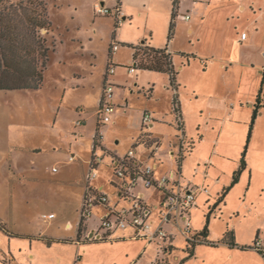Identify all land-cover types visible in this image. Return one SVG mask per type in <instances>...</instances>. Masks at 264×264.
<instances>
[{
    "label": "crops",
    "instance_id": "crops-1",
    "mask_svg": "<svg viewBox=\"0 0 264 264\" xmlns=\"http://www.w3.org/2000/svg\"><path fill=\"white\" fill-rule=\"evenodd\" d=\"M44 1L46 2V0ZM84 1L72 0V12L76 14L75 17L77 18L82 16L80 12L83 11ZM89 2H91L90 6L94 9V12H96L95 6L98 2L110 8L120 6L124 16V22L117 26L114 16L99 15L105 18L111 17L114 23V27L107 34L109 42L106 55L107 63L110 59L113 43H119V48L114 52L117 68L112 75L115 82L113 100L117 108L110 123L116 124L117 118L121 115H129L131 98L129 95H133L136 91L139 94L142 92L147 101V106L141 113L138 128L133 130L134 134L131 136V144L133 143V146L140 142L143 113L145 111L151 112L154 121L149 128L150 139L159 142V149L154 153V157L149 160L146 153L147 145L142 142L137 145V153L145 162L156 161L158 163L157 176L169 173L175 170L176 167L165 170L161 166L167 160L177 163V160L171 156L172 152L178 149L177 141L181 134V131L175 127L178 124V119L173 109L174 96L177 94L182 113L184 135L189 141L195 142L194 148L185 155L182 162L184 183L192 187L205 186L209 189L208 193L201 190L197 192L196 208L202 206L206 209L208 204L215 201L213 198L214 194H221L225 188L231 187L228 192L230 194L232 190L237 188L236 185L240 184L242 179L245 178L244 170L241 172L239 180L233 184L229 181L224 182L219 177L221 174L217 175L218 179L212 178V174L217 171L215 166L218 164L219 159L228 160L230 150H233L236 146L237 152L239 151L238 156H241L240 152L243 150L245 137L249 133V123L255 110H257V118L251 138L254 137L261 119L264 118V85L261 100L257 107V96L261 89L264 71V43L260 45L258 33L254 30L251 34H247L245 39L241 38L244 29H242L241 34L237 33V38L234 31V28H237L238 23L235 19L240 16L239 11L246 12L249 7H253V2L251 0H248V2L244 0H179L176 9L174 0H89ZM173 13H175L174 22L176 26L173 37L169 40ZM183 14H190V18H183L181 16ZM185 26L188 33L186 37L182 35L183 27ZM97 34L98 28L95 27L94 35ZM139 45L155 49H167V52L172 56V62L177 71V90H174L171 86L168 72L139 68L138 66L134 73L128 72L127 67L135 62L133 46ZM90 66L92 68L91 75H93V68L96 65L92 62ZM83 68L84 66H79V69H76L74 73L76 78L82 79L85 77L86 72H82ZM106 71L107 67L102 69L100 74L101 83L95 92L97 110ZM97 110L89 114L85 107H78L76 117L73 119L74 121L72 120V126L68 128L70 135L79 139L84 136L82 132H86L85 127L88 120L91 117H96L94 131L90 139L89 158L85 160L87 164L90 163L92 158L95 133L98 127ZM78 119L82 120V124L77 126L75 122ZM106 125L102 127L103 149L107 150L111 155L126 153L128 150L125 152L119 150L122 142L120 137H116L112 142L108 140L111 128ZM162 125L172 126L177 132L180 131V134L174 137L175 135L173 136V134L167 133L165 135L154 132L155 129L158 130ZM239 125H243L242 128H244L240 143L227 140L225 135L229 133L228 129H236ZM167 131L171 132L168 129ZM207 131H212L211 137H207ZM232 134L234 133L232 132ZM71 154H75L78 158L76 153L70 152L68 161H72L69 159ZM11 166L13 168L15 166L13 159L11 160ZM248 166L247 160V168ZM54 168L56 170H53ZM52 171H58L57 167H52ZM200 174L204 177L202 180H198ZM253 177L254 172L252 170L251 181ZM263 182L258 184L262 186ZM92 184L94 186H103L110 193L113 200L112 193L107 190L104 183H98L94 180ZM85 190L86 183L83 185L81 203L79 204L80 207H78L76 220L67 219L66 221L61 220L55 223L58 218L57 213L54 218L45 220L42 217L43 212L40 217L47 225L39 231H33L30 226L23 228L10 227L9 233L0 229L8 236L7 242L0 236V246L4 242L6 243L5 246L1 247L0 264H87L86 256L84 257L81 254L86 251V245L93 243L117 244L129 241H99L91 239L87 235L89 232L87 228L84 232L83 227L80 230V210ZM244 197H246V200L251 198L247 192ZM246 200L243 206H251ZM219 205L220 203H215V207ZM99 208L96 207L94 209L93 217L87 222V224L90 223L89 227L93 225L91 220L98 216L97 210ZM49 213L55 212L50 211ZM240 215V211H237L238 218ZM257 217L258 224L254 225L252 231L248 234L241 233L237 228V221H233L232 230L234 232L235 245H230L224 241L226 232L219 235L220 240L214 241L209 231L207 239L215 245L196 244L194 256L185 262L182 261V263L185 264L194 260L197 257L199 247L209 246L219 247L224 250L227 257L225 264H264V216L259 214ZM1 222L8 225L2 220ZM193 226L196 233L200 234L202 228L195 224L194 218ZM89 234L91 235L92 232H89ZM246 236H248V239H246ZM176 240L177 237L174 249L167 254L168 260L170 256L175 254L177 249ZM183 240L186 242L184 238ZM132 241L140 242L143 248L141 247L138 253L126 256L125 261L123 259L120 264L156 263L161 252H157L158 257L156 259L145 257L146 251L153 244L147 245L141 240ZM61 246L73 247L75 249L73 256H67L58 251L57 249ZM78 250L79 252H77ZM185 253L186 256L184 258L188 255L187 247ZM200 258L206 262L205 257L200 256ZM177 259L180 260V256H177ZM114 262V260L111 261L110 259L106 261V264H116ZM168 264L170 263L168 262Z\"/></svg>",
    "mask_w": 264,
    "mask_h": 264
},
{
    "label": "rangeland",
    "instance_id": "rangeland-1",
    "mask_svg": "<svg viewBox=\"0 0 264 264\" xmlns=\"http://www.w3.org/2000/svg\"><path fill=\"white\" fill-rule=\"evenodd\" d=\"M244 1L248 2V0ZM251 1L252 8L249 7L246 12L239 11L240 16L238 15L239 18L235 19L238 24L234 31L237 38V33L241 34L242 29L247 34H251L254 30L258 33L259 43L262 45L264 43V0ZM46 2L49 5L48 14L53 29L48 34L45 30L40 33L52 48L43 86L39 90H0V218L8 224L6 225L8 231L11 230L10 227L27 226H30L33 231H39L47 225L40 217L43 212L57 213L58 218L55 223L67 219L76 220L83 185L86 183L87 173L91 170L85 160L89 158L90 139L96 117L88 120L86 132H82L84 136L79 139L70 135L68 128L72 126L78 107H85L89 114L97 110L95 92L101 83L102 69L108 67L107 34L114 27V23L111 17L105 18L96 14L90 6L92 1L89 2V0L83 2L81 18L75 17L76 14L72 12V0H46ZM95 27L98 28L97 35H94ZM187 34L185 26L182 35L186 37ZM142 52L143 50L139 61L145 56ZM92 62L96 65L93 68V75H91L90 66ZM79 66H84L82 72H86L82 79L74 76ZM129 97H131L129 115H121L117 118L116 124L106 125L111 128L108 134L109 141H114L116 137L121 138L119 150L122 152L132 146L133 130L138 128L141 113L147 106L142 92L139 94L136 91ZM175 127L178 130L177 125ZM242 127L243 125H239L236 129H228L226 139L240 143L244 134ZM176 129L162 125L154 132L165 135L169 133L176 137L180 134V131L177 132ZM206 133L207 137L212 136V131ZM139 141L146 142L147 145L152 142L149 133L145 135L143 132ZM246 145L248 146L246 160L249 166L243 171L245 178L242 182L225 196V200L219 206L215 207V203L222 197L223 191L219 195L214 194L215 201L208 204L206 209L202 206L196 208V206L192 212L195 224L202 229L209 218L207 226L214 241L220 240L219 235L228 229H233V221H237L236 225L241 233L248 234L253 226L258 224L257 215L264 216V182L262 186L258 184L264 181V118L261 119L254 137L249 140L246 135L243 150L240 152L241 156H238L237 146L230 150L228 160L219 159L215 166L217 171L212 174V178L218 179L217 175L221 174L219 177L224 182L233 183L234 171L240 167ZM70 152L78 155L75 161H68ZM12 159L14 168L11 166ZM109 160L110 158L106 157L101 163L99 175L95 179L98 183H104L107 190L114 195L115 190L110 184L112 171L108 165ZM54 166L58 171H52ZM174 166L178 168L176 162L167 160L161 167L167 170ZM252 170L254 177L251 181ZM203 178L202 174L198 176V180ZM246 192L251 196L248 200L244 197ZM245 200L251 206L244 207ZM102 211L100 207L97 213ZM237 211L241 214L239 218ZM91 222L97 226V217ZM84 230H86V224L83 225V232ZM0 236L7 242L8 236L1 230ZM176 241L177 249L175 254L170 256V261L167 253L164 254L154 243L146 251L145 257L156 259L159 251L161 254L155 264H168V262L183 264L187 243L182 236H177ZM5 242L0 246V254ZM142 246L140 242L132 240L117 244L93 243L86 245V251L81 254L86 256L87 264H106V261L110 259L120 264L123 259L125 261L126 256L138 253ZM57 250L67 256H73L75 252L71 246H61ZM197 253L194 260L185 264H225L227 261L226 253L219 247H199ZM176 255L181 259H177ZM200 256L205 257L206 262Z\"/></svg>",
    "mask_w": 264,
    "mask_h": 264
},
{
    "label": "built area",
    "instance_id": "built-area-1",
    "mask_svg": "<svg viewBox=\"0 0 264 264\" xmlns=\"http://www.w3.org/2000/svg\"><path fill=\"white\" fill-rule=\"evenodd\" d=\"M96 14L112 15L116 19V25L124 22L123 11L120 6L110 8L101 2L95 6ZM185 19L190 18V14L181 15ZM247 37L243 32L242 39ZM119 48V43L114 42L108 62L105 80L97 110L98 127L95 133L92 158L90 160L91 170L86 175V190L80 210V218L86 224L87 235L91 239L99 241L115 240H141L145 244H156L158 249L164 254L170 253L174 249L175 239L182 236L188 245L199 242L200 234L196 233L193 226L192 212L197 206V192L199 190L209 192L205 186H189L184 183L182 165L178 168L156 175L158 163L156 161L145 162L137 153V142L131 146L124 154H109L102 146V127L112 121L116 112L114 103L115 82L112 75L116 72L117 64L114 60V52ZM169 53V52H168ZM138 66V61L128 66V72L134 73ZM174 109V107H173ZM177 116V115H176ZM154 117L149 111H145L142 116V132L149 133L150 125ZM75 124L81 125L82 120L78 119ZM179 127V125L177 124ZM180 130V129H179ZM178 149L173 151V159L183 162L188 153L189 140L180 130ZM150 135V134H149ZM147 145V156L150 159L159 149V142L151 140ZM109 157V167L112 171L110 184L115 193L112 197L103 186H94L92 183L99 175L101 163ZM77 158L71 154L69 159L74 161ZM53 170H56L54 168ZM101 207L102 212L98 214V225L87 222L93 217L94 209ZM56 213H43L45 220L52 219ZM90 229V230H88Z\"/></svg>",
    "mask_w": 264,
    "mask_h": 264
},
{
    "label": "trees",
    "instance_id": "trees-1",
    "mask_svg": "<svg viewBox=\"0 0 264 264\" xmlns=\"http://www.w3.org/2000/svg\"><path fill=\"white\" fill-rule=\"evenodd\" d=\"M179 0H174V7L178 6ZM175 13L169 30V40L175 31ZM52 21L48 14L47 3L44 0H0V90L18 89H40L43 86L45 70L50 59L51 48L40 33L46 34L52 31ZM134 59L138 61L139 68H147L156 71H164L170 74V83L174 90H177V71L172 62V56L167 49H155L148 46H133ZM145 55L139 61L141 51ZM264 85V71L261 82V89L257 96V107L261 100ZM174 113L178 119V129L183 130L182 113L177 94L174 96ZM257 118V110L254 111L249 126L248 139L250 140L253 127ZM188 153L195 146L194 141H189ZM248 146L242 153L241 164L235 171L233 184L239 180L241 172L247 167ZM182 165L181 161H178ZM231 187L225 188L222 197L217 204L221 203ZM209 218L206 226L200 232V240L197 243L187 245L188 255L183 262L194 256L196 244H211L207 237ZM83 227V219L80 220V230ZM0 229L9 233L6 225L0 220ZM120 241V240H116ZM224 241L230 245L234 244V232L228 229Z\"/></svg>",
    "mask_w": 264,
    "mask_h": 264
}]
</instances>
